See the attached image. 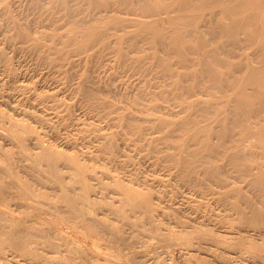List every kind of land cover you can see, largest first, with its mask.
Wrapping results in <instances>:
<instances>
[{
	"label": "rangeland",
	"instance_id": "obj_1",
	"mask_svg": "<svg viewBox=\"0 0 264 264\" xmlns=\"http://www.w3.org/2000/svg\"><path fill=\"white\" fill-rule=\"evenodd\" d=\"M169 1L0 0V264H57L40 244L53 238L73 252L64 264H264V109L238 112L246 69H228L239 59L208 30L212 4L174 0L205 24L196 34L144 31L177 23L159 20L174 7L146 10ZM226 6L238 11L214 21L230 29L264 20V0ZM240 45L263 76L260 45Z\"/></svg>",
	"mask_w": 264,
	"mask_h": 264
},
{
	"label": "bare ground",
	"instance_id": "obj_2",
	"mask_svg": "<svg viewBox=\"0 0 264 264\" xmlns=\"http://www.w3.org/2000/svg\"><path fill=\"white\" fill-rule=\"evenodd\" d=\"M162 1V0H161ZM166 1V0H165ZM193 1H195V0H193ZM226 1L227 0H202V2H204V5H210V4H212L211 6H209V13L211 14V19L208 21V19L207 20H205L207 23H208V25H209V28H208V30L210 29V31L211 30H214V29H217L218 27H219V29L220 30H223L226 34H227V39H225V43H226V45L227 46H230V49H229V51H231L232 52V57H236V58H238L239 59V61H237L236 63H234V64H231V63H229L228 64V69L229 70H235L234 72H238V71H240V70H244V69H246V72H245V81H239V85L237 86L239 89H240V96L236 99V101L239 103V105H241V107H240V109L238 110V112H241V113H247V112H250V113H255V114H258V111H263V109H264V107L262 106V104L264 103V86L263 85H261L262 83H264V74H263V76H261L260 77V73H261V71L260 72H258L257 70H256V68H254V69H249L250 70V72H248V69L247 68H249L248 67V65H247V63H242L245 59H243L241 56H242V54H243V52H248V50H246L245 48H241L242 46L240 45V43H245L246 45H250V44H258V45H260V47H258V49L256 48V50L255 51H252L251 53H256V52H259V53H261V55L264 57V20H260V21H258V23L255 25V24H252V22H254L253 20L255 19V17H254V15L252 16V15H246V16H242V18H244L245 19V22H246V24L243 26V28L242 29H235L234 27H231L232 29H230V25H228V24H226V23H221L220 21V23H218V22H216V21H214V20H216L215 18L216 17H221V16H224V15H226V16H230L229 14H235L237 11H238V9H231L230 10V13H226L227 12V9H226ZM137 2V1H136ZM192 2V1H191ZM198 2H200L199 0H198ZM235 2V1H234ZM196 3V2H195ZM187 4V3H186ZM201 4V3H200ZM157 5V4H156ZM170 7H174L175 8V10L179 13L178 15H167L166 16V18H160L159 17V20H161V21H164V20H167V23L169 24L171 21H174V22H177V23H174V24H172V25H170L169 27H167V29H165V31L166 32H163V31H161V29L163 28V26L161 25V26H152V25H148V27H146V25L148 24H143V25H141L142 27H144L145 26V29H144V31H146L147 33H153L154 35H158L159 36V40H160V42L161 41H164L167 37V33H172V32H175V31H180V29H181V34H185V33H187V32H195V34H196V32L198 31V29H199V27H200V25H205L204 23H202V22H199V21H197V19L195 18V14L193 13H189V12H185L186 11V5H181V4H177V2L176 1H174V0H170L169 1V4H164L163 6H153V5H150V4H147V6H146V10H148L150 13H153V15H156V16H159V14H160V12H162V13H168L170 10ZM203 8V7H202ZM206 9V8H205ZM138 10H140V8H138ZM198 11V10H197ZM207 11V10H206ZM197 13V12H196ZM201 13V12H200ZM205 16V15H204ZM226 16H224V17H226ZM222 19V18H221ZM226 21V20H225ZM181 22V23H180ZM141 26H140V28H141ZM166 28V27H165ZM206 31H207V28L205 29ZM209 32V31H208ZM218 32V31H217ZM221 32V31H220ZM213 33V32H212ZM211 34V33H210ZM216 34L217 33H215V36H216ZM218 34H220L219 32H218ZM95 35V34H94ZM128 35H129V33L128 34H126V35H122L121 37H124V38H127L128 37ZM225 35V34H224ZM63 36V35H62ZM184 36V35H183ZM182 36V42L184 43L185 41H183L184 40V37ZM212 36H214V35H211V37H210V39H213L212 38ZM72 37V36H71ZM217 37V36H216ZM220 37V36H219ZM222 37V36H221ZM220 37V38H221ZM96 37H94V39L92 38H90V41H88V42H86L85 44H84V46H87V44L89 43V42H94L96 39H95ZM215 38V37H214ZM65 39V38H64ZM66 39H68V38H66ZM215 39H217V38H215ZM58 40H60V39H58ZM75 40H78V39H75ZM209 40V39H208ZM221 40V39H220ZM79 41V40H78ZM167 41H170V42H177V39H169V40H167ZM72 42V41H71ZM77 42V41H76ZM206 42H208V41H206ZM210 42V41H209ZM164 43H167V42H164ZM179 43H181V41L179 42ZM68 44V43H67ZM222 44V43H221ZM215 45V44H214ZM241 47H240V46ZM221 48V47H220ZM224 48V47H223ZM225 49V48H224ZM227 49V48H226ZM225 49V50H226ZM211 51V50H210ZM215 51H217V50H215ZM175 52L176 53H178V54H181L180 53V51H177L176 49H175ZM208 53V52H207ZM213 54H216V53H214V52H212ZM225 53V52H224ZM228 53V52H227ZM249 53H250V51H249ZM225 55H226V53H225ZM249 55H253V54H249ZM237 59V60H238ZM85 60V59H84ZM185 60H187V59H185ZM79 61H81V59L79 58ZM200 61L201 62H203V63H205V60H201L200 59ZM247 61V60H246ZM249 62V61H248ZM250 64V63H249ZM261 65V64H260ZM263 65V66H262ZM261 65V69L263 68L264 69V64H262ZM255 67V66H254ZM260 67V66H259ZM205 72H206V70H205ZM232 79V78H231ZM231 79H230V81H231ZM215 83H217V84H219V81H215ZM247 85H252L253 86V88L255 87L256 88V90L259 92V96L261 97L260 99H262L260 102H259V104L258 105H256V106H254L255 108H252L251 106H248V104H247V101H246V99L244 98V96H243V90H246V86ZM255 90V89H254ZM197 104H202V106H201V109H203V108H205L206 110L207 109H209V108H212V103H208L207 104V102L205 101V100H203V101H198L197 102ZM227 106H228V108H229V111L231 112V113H234V111H233V109L231 108V107H229L230 105L227 103ZM260 108H263V109H260ZM256 110H258L257 111V113H256ZM208 111V110H207ZM261 111H260V113H261ZM264 112V111H263ZM189 120V119H188ZM217 120L219 121V122H222V125H224V119L222 120L221 119V117H220V115L219 114H217ZM229 123V122H228ZM235 123V122H234ZM216 127H218V126H216ZM213 129H214V127H213ZM214 130H216V129H214ZM13 131V130H12ZM18 131V130H17ZM211 131H212V129H211ZM217 132V131H216ZM228 132V131H227ZM227 132H225V133H227ZM231 133V132H230ZM10 134H11V132H10ZM17 134V133H16ZM253 134L255 135V133H254V131H253ZM20 135V134H19ZM225 136H227V135H225ZM228 136H230V134L228 135ZM233 137V136H232ZM230 138V137H229ZM232 139V138H231ZM225 140H222V142L221 143H223ZM229 142V141H228ZM220 143V144H221ZM225 143H227V142H225ZM217 146L218 144H213V146ZM226 145V144H225ZM208 146V145H207ZM224 146V145H223ZM220 147H222V146H220ZM220 147H218V148H220ZM181 148V147H180ZM212 149H214V148H212ZM211 149V150H212ZM220 149H222V148H220ZM182 150H184V149H182ZM213 151V150H212ZM211 151V152H212ZM224 151V150H223ZM214 152V151H213ZM236 153V152H235ZM241 153V152H240ZM195 154V153H194ZM219 154V153H218ZM221 155V154H220ZM219 155V156H220ZM234 155V154H233ZM237 155V154H236ZM196 156V155H195ZM229 156V155H228ZM238 156H240V155H238ZM234 157V156H233ZM235 158H237V156L235 157ZM231 160V159H230ZM232 161V160H231ZM247 161V160H246ZM248 163V162H247ZM230 164V163H229ZM232 164H233V162H232ZM234 165V164H233ZM233 165H231V166H233ZM258 165V164H257ZM261 165V164H260ZM236 166V165H235ZM244 171L245 172H253V174L255 175V173L254 172H259L258 171V167H254V166H248V165H244ZM235 169V168H234ZM243 171V170H242ZM241 173V172H240ZM248 174V173H247ZM244 175H245V173H244ZM251 175V174H250ZM253 175V176H254ZM256 175H258V174H256ZM255 175V176H256ZM252 176V175H251ZM249 176H247V178H248ZM249 179V178H248ZM15 180H16V182H17V179L15 178ZM247 182V181H246ZM251 182V181H250ZM1 183V182H0ZM247 184V183H246ZM253 184H255V183H253ZM1 185V184H0ZM223 185V184H222ZM248 185V184H247ZM3 186V185H2ZM5 186H6V184H5ZM8 186V185H7ZM258 186V185H257ZM4 187V186H3ZM9 187V186H8ZM7 187V188H8ZM252 187V186H251ZM5 188V187H4ZM257 188V187H256ZM260 188H262V187H260ZM258 191V190H257ZM259 191H261L260 189H259ZM1 192V191H0ZM263 192V191H262ZM259 193V192H258ZM4 194V193H3ZM68 194V193H67ZM72 194V193H71ZM79 194V193H78ZM81 196V195H80ZM84 197V196H83ZM260 197H261V195H260ZM81 201V200H80ZM253 202H255V201H253ZM256 203V202H255ZM264 203V202H263ZM258 204V203H257ZM252 205H253V203H252ZM256 205V204H255ZM259 205V204H258ZM53 206V205H52ZM260 206H261V204H260ZM55 207V206H54ZM262 208V207H261ZM258 209H260V208H258ZM57 210V209H56ZM55 211V210H54ZM147 211V210H146ZM246 211V210H245ZM257 212H259L258 210H256ZM256 211H254V212H256ZM247 213H248V211H246ZM254 212H253V214H254ZM261 212V211H260ZM263 212H264V210H263ZM71 213V212H70ZM145 213H147V212H145ZM259 214V213H258ZM2 215V214H1ZM64 215H66V214H64ZM246 215V214H245ZM73 216V215H72ZM263 216V215H262ZM65 217V216H64ZM253 217V216H252ZM256 217V216H255ZM90 221L91 220H93V217H92V215H90V216H88L87 217ZM87 218L85 219V220H87ZM264 218V217H263ZM253 219H254V217H253ZM259 218H257V220H258ZM262 219V218H261ZM3 220V219H2ZM88 220V221H89ZM264 220V219H263ZM75 221V220H74ZM94 225V224H93ZM92 225V229L93 230H97V226L95 227V226H93ZM257 225V224H256ZM258 225H259V223H258ZM157 226V225H156ZM261 227V226H260ZM1 228V227H0ZM102 229V228H101ZM99 230V229H98ZM103 230V229H102ZM101 230V231H102ZM160 230V229H159ZM262 231V230H261ZM18 232V233H17ZM17 232H13L14 233V238H15V243H14V245L13 246H15V247H17V248H21V249H25L26 248V246H27V242H26V240L27 239H29V238H27V239H24V240H21V237H19V235H16V234H20V232L19 231H17ZM95 232V231H94ZM103 232V231H102ZM107 233V232H106ZM105 233V234H106ZM12 234V233H11ZM36 234V233H35ZM48 234V233H47ZM51 234H52V232H51ZM97 234H98V231H97ZM104 234V233H103ZM110 234V233H109ZM121 234V233H120ZM30 235H33V234H30ZM51 237H54L53 236V234L52 235H50ZM70 236V235H69ZM109 236H111V235H109ZM28 237V236H27ZM32 237H34V235L32 236ZM36 237V236H35ZM34 237V238H35ZM49 237V236H48ZM163 237L165 238V239H170V237H169V235H163ZM38 238V237H37ZM36 238V239H37ZM68 238H71V237H68ZM96 238V237H95ZM108 238V237H107ZM113 238V237H112ZM46 239V238H45ZM55 239H57V238H55ZM73 239V238H72ZM101 239H103L104 240V238L102 237ZM101 239H99L100 241H102ZM31 240V239H30ZM43 240H44V238H43ZM48 240V239H47ZM51 240V239H50ZM58 240V239H57ZM55 241L54 240V238H53V240L52 241H49V242H47V243H45V242H43V243H40V244H42V245H44L46 248H47V250H46V248H43V249H45L46 250V253L47 254H49L50 256H53V255H57L58 256V258H57V264H64L65 262L67 263H69V261L68 260H70L71 261V257H72V254H69V253H73V252H71V251H69V249L67 250V251H65V250H62L61 248L63 247V245H62V247H60V243L58 244V243H55V242H59V240L58 241ZM70 240V239H69ZM107 240V239H106ZM111 240V239H110ZM55 241V242H54ZM108 241V240H107ZM121 241L123 242L122 244H126V239L124 238V239H121ZM14 242V241H13ZM73 242V241H72ZM105 242V241H104ZM107 243V242H106ZM108 243H109V241H108ZM120 243V242H119ZM32 244L33 243H31V246H32ZM35 244V243H34ZM39 244V245H40ZM63 244V243H62ZM36 246H39V245H37V244H35ZM110 245V244H109ZM229 245H231V244H229ZM30 246V245H29ZM34 246V245H33ZM105 246V245H104ZM233 246H235V245H233ZM40 247V246H39ZM82 247H84V246H82ZM130 247V246H129ZM69 248V247H68ZM81 248V247H80ZM131 248H133V247H131ZM130 248V249H131ZM28 248H26L25 250H26V252H28L29 250H27ZM108 249H110V248H108ZM33 250V249H32ZM72 250V249H71ZM81 250V249H80ZM84 249H82L81 250V252L83 253V252H85V251H87V250H85V251H83ZM135 250V249H134ZM35 251H36V249H35ZM65 251V252H64ZM89 251V250H88ZM109 251V250H108ZM122 251V250H121ZM124 251V250H123ZM125 251H126V249H125ZM128 251V250H127ZM131 251V250H130ZM68 253V254H64V253ZM91 252V251H90ZM76 253V252H75ZM86 253V252H85ZM85 253H84V255H85ZM29 254V253H28ZM30 254H31V252H30ZM33 254H34V252H33ZM112 254H114V253H112ZM116 254V253H115ZM124 254V253H123ZM74 256H75V254H73ZM76 255H78L77 253H76ZM81 255H83V254H81ZM87 255H88V252H87ZM91 256V255H90ZM111 256V255H110ZM88 257V256H87ZM116 257V256H115ZM89 258V257H88ZM94 258H96L95 256H94ZM78 259V258H77ZM80 259V258H79ZM87 259V258H86ZM106 259V258H105ZM109 259V258H108ZM55 260H56V258H55ZM55 260H52V263H56V261ZM97 260V259H96ZM115 260V259H114ZM55 261V262H54ZM73 261V260H72ZM91 262H93L94 260H93V258L90 260ZM117 261V260H116ZM115 261V262H116ZM114 262V261H113ZM112 262V264H114ZM122 262V261H121ZM109 263V262H108ZM117 264H118V262H116ZM129 263V262H128ZM110 264V263H109Z\"/></svg>",
	"mask_w": 264,
	"mask_h": 264
}]
</instances>
